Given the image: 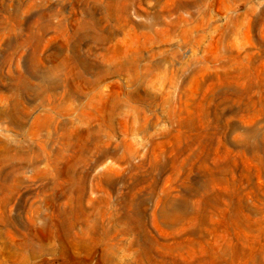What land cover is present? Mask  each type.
<instances>
[{"label": "rangeland", "instance_id": "obj_1", "mask_svg": "<svg viewBox=\"0 0 264 264\" xmlns=\"http://www.w3.org/2000/svg\"><path fill=\"white\" fill-rule=\"evenodd\" d=\"M124 64L130 68L112 72ZM136 69L139 79L130 82ZM136 89L150 95L125 102ZM114 96L123 105L113 129L102 134V148L135 143L132 161L142 165V175L150 169L151 141L163 143L160 154L168 160L191 145L190 155L179 158L184 163L190 156L186 169L174 182L167 181L170 169L158 171L157 186L176 197L200 186L203 196L222 199V213L211 223L218 230L202 245L157 246L156 253L183 263L224 256L231 264H264V0H0V181L15 187L0 192V264H64L41 240L45 220L67 200L53 161L67 134L79 144L99 128L93 107ZM125 120L136 127L145 122L148 135L128 130ZM89 151L94 165L77 167L86 174L83 204L95 203L94 215L103 216L96 224L95 217L80 222L75 232L91 224L122 229L108 221L110 213L133 193L147 230L161 238L152 219L159 196L147 186L132 191L125 162L111 155L97 161L94 145ZM64 153L61 165L74 151ZM109 164L107 193L93 189ZM120 236L116 262L135 264V234ZM101 246L90 264H102ZM72 254L85 253L75 247Z\"/></svg>", "mask_w": 264, "mask_h": 264}, {"label": "bare ground", "instance_id": "obj_2", "mask_svg": "<svg viewBox=\"0 0 264 264\" xmlns=\"http://www.w3.org/2000/svg\"><path fill=\"white\" fill-rule=\"evenodd\" d=\"M123 68L129 69L130 66L124 64L112 72H119ZM136 71L137 72L132 75L133 78L129 79L130 82L139 79L140 71L137 69ZM78 77L81 81L91 85V80L86 78V76L80 73ZM103 78V76L97 77L96 81L92 82V85H97L96 83H99ZM149 95V92L144 91V93H142L140 90L136 89L135 91L127 92L124 101H145V96ZM93 98L94 97H92L91 100ZM120 98L114 96L110 101L105 103L104 106L93 107V109H97L96 114L101 122L100 126L96 131H89L85 136L81 137L79 144H76L72 140L70 134H67L64 139L63 148L53 163L57 169L56 172L63 177L62 180L66 183H62L61 185L58 184L60 187V196H64L67 200L65 204H62L53 211L50 220H45L44 227L48 232L41 240L50 244L57 256L66 259L64 264H90L94 252L98 247H102L101 244L105 245L102 249V264H120L115 260L114 256L116 252L114 247L123 239L124 236L121 237L120 235L128 233L135 234V238L130 241L131 245L136 247V257H138V259L135 264H142L144 260L148 261L149 264H231L224 256L212 260L202 258L195 262L183 263L168 255L156 253L157 246L167 250H182L186 245H190V249H194L195 245H202L208 236H211L213 232L218 230V228L211 225V223L214 222L213 218L218 213H222L220 207V201L222 199L216 196H203V194L200 193L202 189L200 186L196 189L187 187L177 197L175 194H172L171 189L164 186H157L154 176L158 171L165 172L166 170L164 168L170 169V177L167 178V181L173 180L174 182L176 179L175 175L181 174V172L186 169L190 156L184 163L180 162L179 158L184 154L190 155L191 145L177 153L173 159L168 160L164 152L160 154V151H163V143L151 141L153 146L149 151L151 153L150 169L146 174L142 175L137 174L142 165L135 164L132 161L133 157L139 152L135 143L130 141L123 149L111 150L109 148H102L99 145L103 139L102 134L104 131L113 129L115 113L123 105V100ZM126 122L127 120H125L124 125L128 130H136L143 133L145 136L148 135L145 122H141L137 127L134 125L129 126ZM90 145H94L97 150V161L111 155L116 161H123L127 164L130 171L133 173L131 176L132 181H130L132 191L140 186H147L149 194L159 196V198H157V203H155L152 219L153 224L163 233L161 238L153 236L151 232L147 230V224L141 209V200L136 198L133 193L128 198L122 199L117 214L111 215L110 213V219L108 221H118L122 224V229L112 230L110 228H104L98 230L93 226V224L101 222L100 218L103 214L94 215V210H96V208H94L95 203H91L90 206L83 204L82 195L85 192L86 174L84 172H78L77 168L81 163L88 165L91 162V165H94L93 160L91 159L90 161L88 157ZM157 147L159 151H157ZM65 150H72L74 154L68 159L69 161L67 160V164L61 165L59 158L61 160L66 158L64 153ZM12 167H15L17 170L22 168V166L18 167L17 165H12ZM36 171L41 175L48 174L47 170L37 169ZM112 173L113 166L109 164L103 171L95 176L93 189L106 192L107 187L113 179ZM124 182H128V180L126 179ZM14 188L12 184L10 185L6 181H0V192H8L9 189L12 191ZM92 217H95L93 224L88 225V227L80 232H75L80 222L87 223L86 220ZM49 221L51 222L49 223ZM34 238H38L37 235L34 236ZM56 241L59 246L54 248V243ZM75 247L85 253L84 256H74L72 250ZM126 264L133 263L127 261Z\"/></svg>", "mask_w": 264, "mask_h": 264}]
</instances>
